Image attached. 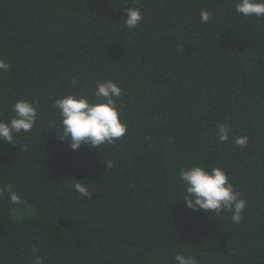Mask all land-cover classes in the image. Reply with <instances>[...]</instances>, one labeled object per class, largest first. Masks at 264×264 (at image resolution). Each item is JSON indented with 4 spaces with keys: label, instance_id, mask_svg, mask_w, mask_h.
<instances>
[{
    "label": "trees",
    "instance_id": "obj_1",
    "mask_svg": "<svg viewBox=\"0 0 264 264\" xmlns=\"http://www.w3.org/2000/svg\"><path fill=\"white\" fill-rule=\"evenodd\" d=\"M236 3L0 0V59L11 65L0 72V120L19 100L39 103L30 132L0 140V187L24 200L0 196V264H174L178 252L264 264V18L237 14ZM134 6L144 19L129 29ZM107 80L122 88L126 134L71 151L54 102L92 98ZM217 124L232 129L225 143ZM194 165L226 170L247 201L239 224L187 206L179 171Z\"/></svg>",
    "mask_w": 264,
    "mask_h": 264
},
{
    "label": "clouds",
    "instance_id": "obj_2",
    "mask_svg": "<svg viewBox=\"0 0 264 264\" xmlns=\"http://www.w3.org/2000/svg\"><path fill=\"white\" fill-rule=\"evenodd\" d=\"M235 12L243 17H255L257 20L264 18V0H237ZM212 13L202 10L200 18L202 23H208ZM124 24L129 29L137 28L144 19L140 7L134 6L125 9ZM11 65L0 59V72L9 71ZM122 96V88L117 82L107 80L97 81L93 97L80 96L75 93L67 94L54 102V107L59 110L61 117V140L68 142L71 151H78L81 146L99 147L112 144L122 138L127 132V125L122 122L118 110L117 99ZM39 103L27 99L19 100L14 104V115L8 121L0 120V140L17 144L16 137L22 132H30L37 120ZM232 129L226 124H217L216 138L218 142L225 143L229 140ZM247 136H237L233 143L245 147ZM180 180L186 190L183 199L187 206L194 210H205L220 214L231 213V220L239 224L247 207V201L234 189L229 175L221 167H202L194 165L182 168L179 171ZM80 181V180H77ZM82 197L91 198L89 188L80 182L74 185ZM7 195L14 205H23L24 200L20 194L13 190L12 185L0 187V196ZM174 264H198L193 255L177 253ZM35 264H42V258H37Z\"/></svg>",
    "mask_w": 264,
    "mask_h": 264
},
{
    "label": "rangeland",
    "instance_id": "obj_3",
    "mask_svg": "<svg viewBox=\"0 0 264 264\" xmlns=\"http://www.w3.org/2000/svg\"><path fill=\"white\" fill-rule=\"evenodd\" d=\"M18 211H19L18 209H15V210L13 211V217H14V218H17V217H18V216H17V215H18ZM28 214H29L28 212L25 213V215H28ZM23 215H24V214H23ZM21 216H22V215H21Z\"/></svg>",
    "mask_w": 264,
    "mask_h": 264
}]
</instances>
